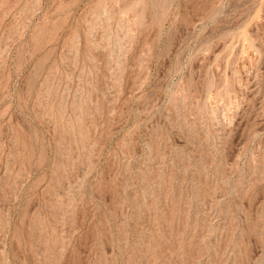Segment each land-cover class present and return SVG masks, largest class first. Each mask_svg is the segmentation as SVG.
<instances>
[{
  "label": "rangeland",
  "instance_id": "rangeland-1",
  "mask_svg": "<svg viewBox=\"0 0 264 264\" xmlns=\"http://www.w3.org/2000/svg\"><path fill=\"white\" fill-rule=\"evenodd\" d=\"M0 264H264V0H0Z\"/></svg>",
  "mask_w": 264,
  "mask_h": 264
}]
</instances>
